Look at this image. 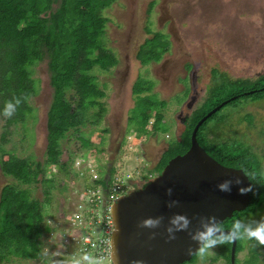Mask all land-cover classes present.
<instances>
[{
	"label": "rangeland",
	"instance_id": "rangeland-1",
	"mask_svg": "<svg viewBox=\"0 0 264 264\" xmlns=\"http://www.w3.org/2000/svg\"><path fill=\"white\" fill-rule=\"evenodd\" d=\"M153 2L156 3L151 7ZM104 16L108 22L103 47L117 56L119 64L109 72L93 70L100 89L106 94L101 101L107 112L101 123H86L81 128L83 136L75 133L64 141L62 160L67 162L71 157L70 173L66 176L57 167L47 168V174L55 177L50 198L43 202L44 214L53 228L45 236L42 249V252L48 250V257L35 261L21 259L12 249L2 264H112L110 259L82 260L78 248L69 243L70 215L85 188L92 183L88 180L92 177L89 168L105 177V166L112 162L116 176L130 177L134 190L139 183L147 182L145 178L155 170L160 153L184 131L179 116L191 114L187 104L194 93L197 99L192 109L203 104L214 84V70L231 79L255 81L264 76V0H116ZM158 32L169 36L170 49L159 63L142 65L137 53ZM166 35L164 41H167ZM161 50L157 45L155 53ZM34 78L37 94L30 101L33 111L27 114L25 122L8 126L0 117V155L3 148L22 158L44 160L48 111L54 92L47 61L34 67ZM138 79L147 86L153 84L152 91L144 95L164 103L165 121L159 124L157 136L139 135L129 126L135 107L133 88ZM188 85L193 88L189 98ZM68 94L73 97L74 93ZM218 97L225 99L227 94ZM97 110L98 107L92 106L90 115ZM148 128L152 130V124ZM105 129L109 132L103 134ZM205 129L216 139L228 137L250 146L261 160L264 173V97L241 99L225 107ZM87 140L92 147L84 146ZM13 182L0 168V192ZM32 190L34 197L45 200L42 184ZM262 220L264 204L245 218L248 223ZM243 244L245 250L237 264H248L243 257L251 241L243 239ZM223 252L219 246L208 250L203 257L199 252L195 264H228L226 259L218 257ZM212 258L218 259L213 262Z\"/></svg>",
	"mask_w": 264,
	"mask_h": 264
},
{
	"label": "trees",
	"instance_id": "trees-1",
	"mask_svg": "<svg viewBox=\"0 0 264 264\" xmlns=\"http://www.w3.org/2000/svg\"><path fill=\"white\" fill-rule=\"evenodd\" d=\"M115 1L0 0V113L7 102L14 103L15 99L21 101L11 118L2 114L0 117L8 126H16L24 123L27 114L33 111L30 101L37 94L34 67L38 63L48 62L50 83L54 89L48 111L44 160L22 158L1 148L2 174L13 178L14 182L5 185L0 192V264L12 249L21 259L42 260L44 238L53 231L43 207V202L50 198L51 186L55 187V177L47 174V168L57 167L58 171L67 176L72 160L71 157L67 162L62 160L64 141L75 133L83 136L81 128L86 123H101L107 112L101 101L106 94L100 89L93 70L97 68L109 72L119 64L117 56L103 47L108 22L104 12ZM164 36L158 32L141 46L137 58L142 65L159 63L169 51L170 42L168 38L164 41ZM157 45L162 49L159 54L155 53ZM213 80L214 84L203 104L194 110L180 137L169 143L160 164L149 174H160L171 159L184 155L191 147V136L199 121L215 107L236 97V100L210 117L200 127L197 135L199 144L210 156L226 167L243 170L251 182L250 206L221 224L224 230H230L236 220L245 221L252 211L264 204L262 163L250 146L228 137L216 139L205 128L225 107L241 99L264 97V76L255 81L231 79L225 73L214 70ZM144 83L138 79L134 85L135 107L129 117V126L139 135L157 136L159 124L165 121L162 109L164 103L153 96L144 95L153 89V84L147 86ZM252 91L254 93L250 94ZM68 93H74L73 97ZM223 93L227 97L219 99L218 95ZM75 95L77 96L74 98ZM92 106L98 107L93 116L89 113ZM150 124L152 130L148 128ZM108 132V129L102 131L103 134ZM83 143L85 147H92L88 140ZM6 156L8 158L4 160ZM105 168V177L101 176V172L98 180L93 181L91 176L88 177L92 183L85 191L99 185L104 190L107 189L117 170L112 162ZM38 184H42L45 190L43 201L33 194L32 188ZM50 201L51 199L48 202ZM237 242L236 264L245 250L243 239H238ZM218 246L224 250L218 257H223L230 264L232 242ZM247 252L243 257L246 263L264 264V246L251 241ZM196 257L185 264H195ZM217 259L212 258V261Z\"/></svg>",
	"mask_w": 264,
	"mask_h": 264
},
{
	"label": "water",
	"instance_id": "water-1",
	"mask_svg": "<svg viewBox=\"0 0 264 264\" xmlns=\"http://www.w3.org/2000/svg\"><path fill=\"white\" fill-rule=\"evenodd\" d=\"M234 100L236 97L223 102L199 121L191 136V147L184 155L171 159L145 187L117 200L112 212L115 225L112 264L190 262L199 253L192 233L203 220L214 218L221 225L250 206L248 176L241 169L217 162L197 139L200 127ZM195 101L192 98L187 107L192 109ZM226 181H232L231 190L221 191L218 186ZM241 189L245 194H241ZM148 219L159 220V225L142 227V222ZM169 228L174 229V239ZM237 243V240L232 241L230 264H236Z\"/></svg>",
	"mask_w": 264,
	"mask_h": 264
},
{
	"label": "built area",
	"instance_id": "built-area-1",
	"mask_svg": "<svg viewBox=\"0 0 264 264\" xmlns=\"http://www.w3.org/2000/svg\"><path fill=\"white\" fill-rule=\"evenodd\" d=\"M89 171L93 181L99 179L92 167ZM129 179L130 177L120 178L115 174L106 190L100 185L88 189L76 203L69 218L72 230L69 243L78 248L82 260H111L115 232L113 207L120 197L133 190Z\"/></svg>",
	"mask_w": 264,
	"mask_h": 264
},
{
	"label": "clouds",
	"instance_id": "clouds-1",
	"mask_svg": "<svg viewBox=\"0 0 264 264\" xmlns=\"http://www.w3.org/2000/svg\"><path fill=\"white\" fill-rule=\"evenodd\" d=\"M21 103L19 99H15V102H7L2 110V114L6 118H11L16 107ZM237 184L240 183L239 180L235 181ZM232 181H226L220 184L218 187L221 191H230ZM241 194H245V190L241 189ZM171 195V191H169ZM187 220V218H185ZM175 223V220L173 221ZM190 223V222H188ZM159 225V220L148 219L142 222L141 226L146 228H155ZM184 230V229H179ZM174 232L173 228H169V233L171 238H175L172 235ZM193 241L198 245V250L200 255L203 257L206 252L210 249L217 247L218 245H224L231 243L238 239H247L250 241H255L258 245L264 246V220L256 223H248L242 220H236L233 223L232 228L225 232L221 227L220 223L214 218H207L201 222L199 229L192 233ZM42 257H48V250L45 249L41 253Z\"/></svg>",
	"mask_w": 264,
	"mask_h": 264
},
{
	"label": "flooded vegetation",
	"instance_id": "flooded-vegetation-1",
	"mask_svg": "<svg viewBox=\"0 0 264 264\" xmlns=\"http://www.w3.org/2000/svg\"><path fill=\"white\" fill-rule=\"evenodd\" d=\"M156 2H153L152 3V5H151V7L152 6H154V4H155ZM171 23V22H170ZM168 36V35H167ZM171 36V35H170ZM147 40H149V39H147ZM168 40H169V42H170V44H171V41H170V38H169V36H168ZM138 54V53H137ZM190 69H193L194 67H189ZM186 79H188L189 80V78H186ZM186 79H184V80H186ZM187 81V80H186ZM188 84V83H187ZM190 84V83H189ZM188 98L190 97V93L192 92V90H193V88L192 87H190L189 85H188ZM192 88V89H191ZM195 92V91H194ZM192 98H195V100L197 99V95H195V93H194V96H192L191 97V99ZM191 99H190V101H191ZM190 103V102H189ZM188 103V104H189ZM188 104H187V106H188ZM188 108V107H187ZM189 109V108H188ZM189 110H192L191 111V114L194 112V110L193 109H189ZM191 114H189V115H186L185 117H183L182 118V115H180L179 117L182 119V123L184 124V126L186 125V122H187V120H188V118L191 116ZM182 134V133H181ZM180 134V135H181ZM167 150H168V146L162 151V153H160V156H159V158H158V161H157V163H156V166L155 167H157L159 164H160V162H161V160H162V158H163V155L167 152ZM159 175V174H158ZM157 175V176H158ZM156 176H153V175H149V177H148V179H147V182H142V183H139L140 185H136V187L134 188V190H139V189H141V188H143V187H145L151 180H153L154 178H155Z\"/></svg>",
	"mask_w": 264,
	"mask_h": 264
}]
</instances>
